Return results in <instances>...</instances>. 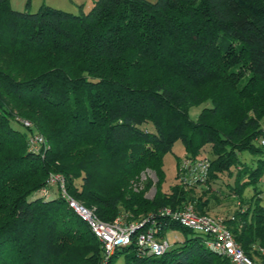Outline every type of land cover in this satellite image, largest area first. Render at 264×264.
Wrapping results in <instances>:
<instances>
[{
    "label": "trees",
    "instance_id": "obj_1",
    "mask_svg": "<svg viewBox=\"0 0 264 264\" xmlns=\"http://www.w3.org/2000/svg\"><path fill=\"white\" fill-rule=\"evenodd\" d=\"M27 6L18 11L0 0V264L102 263L101 241L55 184L52 195V173L103 221L150 217L142 230L184 234L161 255L141 249L133 234L107 264H232L205 245L206 236L158 214L187 205L209 213L211 183L223 178L225 193L240 201L223 223L246 255L258 254L264 0H93L77 14ZM207 101L191 119L190 107ZM30 133L48 148L29 150ZM178 140L185 158L209 161L205 185L185 188L177 157L176 182L164 189L163 156ZM205 151L211 157H201ZM244 152L258 158L245 162ZM146 169L157 178L151 198V181L139 184Z\"/></svg>",
    "mask_w": 264,
    "mask_h": 264
},
{
    "label": "built area",
    "instance_id": "obj_2",
    "mask_svg": "<svg viewBox=\"0 0 264 264\" xmlns=\"http://www.w3.org/2000/svg\"><path fill=\"white\" fill-rule=\"evenodd\" d=\"M22 122L25 126L30 125L27 120H22ZM27 143L29 150L33 152H41L48 148L45 137L39 133H30L27 137ZM261 144H264V139L261 140ZM208 170L209 161L207 159L191 160L185 158L181 161L178 169V180L185 187L203 186L206 184ZM47 183L51 186L57 185L59 193L65 198L69 206L82 220L87 222L90 230L101 241L105 253L103 264L107 263L106 260L114 247L129 244L133 234H135L136 244L149 254L161 255L169 247L165 238L155 236L152 227L141 229L146 222L150 221V217L126 222L125 216H118L112 221H103L91 209L75 201L67 194L64 178L61 175L50 174ZM40 193L45 197L51 196L48 187L42 188ZM158 214L161 217H167L180 226L206 236L205 245L210 250L224 255L232 264H264V246L257 247L258 254L251 257L246 255L223 223V219L216 215L196 213L191 205L179 210L164 208Z\"/></svg>",
    "mask_w": 264,
    "mask_h": 264
},
{
    "label": "rangeland",
    "instance_id": "obj_3",
    "mask_svg": "<svg viewBox=\"0 0 264 264\" xmlns=\"http://www.w3.org/2000/svg\"><path fill=\"white\" fill-rule=\"evenodd\" d=\"M42 1L43 0H10V4L14 10L22 11L26 8V4L29 3V6H27L28 11L35 12L37 10V7L35 6L36 3H40ZM210 105H211L210 102L207 101V102H203L198 105L191 106L189 109V117L191 119H195L203 107L210 106ZM12 125L18 129L23 128L19 123L12 122ZM185 156H186V152L184 150L182 142L179 140L173 144L172 149L170 151L164 154L163 156V168L165 171V182L163 184L164 189L169 188V186L173 185L176 182L175 176L177 172V164H176L177 157L181 158V161H182L183 159H185ZM204 156L211 157V155L209 154V152L207 153V151H205V154L202 152L201 157H204ZM241 157L243 158L245 162H248V163H250L253 158L255 159L258 158L257 156L249 155L247 152L242 153ZM180 165H181V162H180ZM52 174H57V173H52ZM148 179L151 181L152 185L150 189L147 191L146 197L151 198L155 192V183H156L157 178H156L154 171L150 169H146L145 171L141 173L140 178H139L140 180L139 184L142 185ZM226 181H228V178H223L222 180L212 182L210 189H209V194H208L209 199H210V204H209L210 209H208L207 212L211 213L212 215H216L222 219L232 214L234 209H236L239 206V202H240L237 196L228 195L227 193H225V190H226L225 182ZM258 187L259 189L262 190V195H261L262 205L264 206V183L260 182L258 184ZM134 188L135 189L137 188L135 184H134ZM51 189L53 191L52 195H56L57 194L56 187L52 186ZM201 191H202V188H199V187L195 188L196 194H200ZM58 193H59V190H58ZM252 193H253V187L249 186L244 190L243 197L245 198L250 197ZM37 194L39 193L32 195V197L36 196ZM87 208L91 209L95 213L94 207H87ZM183 235L184 234L181 230L169 229L165 234V239L170 245H172L175 242V240L180 241L181 239H183ZM103 260H104V257H103ZM101 264H103V262Z\"/></svg>",
    "mask_w": 264,
    "mask_h": 264
},
{
    "label": "crops",
    "instance_id": "obj_4",
    "mask_svg": "<svg viewBox=\"0 0 264 264\" xmlns=\"http://www.w3.org/2000/svg\"><path fill=\"white\" fill-rule=\"evenodd\" d=\"M92 2L93 0H43L40 3H36L35 6L38 8L42 3H45L49 6L77 14L80 11V6L83 11H87L91 7Z\"/></svg>",
    "mask_w": 264,
    "mask_h": 264
}]
</instances>
